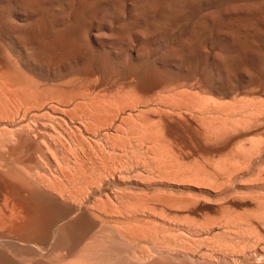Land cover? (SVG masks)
I'll list each match as a JSON object with an SVG mask.
<instances>
[{
	"label": "bare ground",
	"instance_id": "obj_1",
	"mask_svg": "<svg viewBox=\"0 0 264 264\" xmlns=\"http://www.w3.org/2000/svg\"><path fill=\"white\" fill-rule=\"evenodd\" d=\"M100 1L101 0H0V264H219L224 260L227 261L228 255L232 256L231 258L233 259L231 260L236 263L246 254L245 252L247 249L245 250V247L237 249L235 245L233 247L230 243H228L229 245H225L224 243L223 246H215L211 244L207 236V238H205L209 243L199 242L201 240L204 241L205 238L201 240L198 239V241L195 242L193 239L199 237V235L202 234L200 231L203 230L199 231L196 226L193 225L194 219L196 224V217L191 218V220H193L190 221L189 219L182 218L183 215L187 216V214L179 216V214L175 213H173L174 215L169 214L170 211L167 212L168 214H163L160 213L161 211H158V206H165L169 209L168 206L174 205L172 207L176 212L179 208H183L182 210L187 211L189 213L188 215L191 214L188 216L190 218L192 215H199V206L204 207L208 210L207 212L217 215L222 205L218 208L219 206L202 204L199 202V199H197L199 201H196V198H191L196 202L193 200L191 201L190 197H188V199H182L183 196H180L181 199L179 198V200H177V198L170 200V197L165 198L169 196L167 194L165 197L163 196V198H165L164 202H162V200L160 201L159 198L162 194L157 195V197H155L157 199H151L145 195L133 196L131 198L127 197L129 199L126 198L125 201L122 199L124 197H120L118 199L116 198L118 206H115L116 204L113 201H109L110 199H106L108 201L104 199L103 201L101 200L103 198L100 196L99 198H96V196L91 197L88 193V196L75 195L76 197H71L73 201L70 203L68 201L69 199L64 201V199L61 200L62 198L59 199L60 197L56 198V196L47 193L48 191L45 192L43 188L44 183L42 184L40 181L41 185L38 182L41 177L37 180L38 177H35L34 174L33 178L32 175L35 171L32 167L33 173L29 171V173H27L28 177L26 176L27 178H25V173L28 171L27 166L29 167L30 162L27 166L23 165L27 170L26 172H24L25 169L23 172L19 169L22 174H25L22 175L19 171L23 180L19 182L15 180L12 181L13 178L8 179L6 177L10 170H7L8 167L6 168L8 172L5 170V167L10 164H7V162L9 160L13 162V159L16 162L17 158L19 160L20 156H17L18 152H22L23 154L27 152L29 156L34 150V152H37L36 150H38V152L39 150L44 152L47 150V152L51 151L52 153H49L53 156L55 148L58 147L59 151V146L63 147H61V149L70 147L69 144L67 146L63 138L67 136L72 139V146L75 150L78 152L80 151L79 153L83 156L81 160H78L79 153H77L76 157L78 161L77 164L81 171L86 168V172L88 173L87 167L89 169L90 164L92 167L95 165V168H99L98 166L96 167V165H99L100 162L103 163L105 169L112 167L116 169V167H120L119 171H121L122 168L126 170H141L145 173L147 172L153 179L156 176V179H154L155 181L159 177L165 178L164 180H166V178L167 180H174V182L178 180L177 182L181 181L185 183L186 186L189 182L190 184L192 183V185L193 183L198 184L199 188H201V185L207 186L206 188L211 187L212 192L216 196H224L223 200L227 199L225 195H229V192L233 194L235 191L239 190L238 184L243 182V179L254 176L253 173H256L255 170L258 165L261 164L259 169L262 168V164L264 165V73L263 75H259L258 79L256 78L254 86L251 85L253 87H248L249 85L246 83L248 88H245L240 82V76L243 71L242 69L240 70V67L243 65L246 69L247 66H244L246 60L249 62L252 55L256 54L255 57H259L258 53L264 52V0H228L227 2L225 1L226 3L223 1L225 5L220 3V0H148L147 4L139 2V0H134V2H136L134 9H137V4L141 5V7L138 6L137 11L135 10L136 14H138L137 16L141 17L139 15L144 14L142 15L144 19L142 17V19L140 18L143 20L140 27L144 24L145 26L143 27H146V33H152L157 37H152L151 34H145L142 37L140 33L145 30L142 32L140 31L138 34V30L141 29L137 28L140 24L138 23L135 30L137 29L136 33L142 38L138 37L139 39H131V37H129V39H131L130 42L151 47L157 46L158 48L162 46L163 49L167 48V50L169 48L168 51L166 50L168 52V56L166 57L169 59L167 58L166 60L174 64L173 66L178 69V72L180 71V75H172V73L170 75L164 74L167 73V70L165 71V69H167L165 68L166 66L163 65L160 68L155 67L151 58L152 65L148 62L150 64L148 66L136 67L132 69L129 74L127 73L129 77L126 76V78H124L120 75L123 78L122 82L119 80L118 83L116 81V83L112 82V84H107L104 83V81L106 82L104 78L100 80L96 75L98 71H100L99 66L95 67L96 65L94 66L92 63L91 67L86 64V66L89 67L86 71L87 75L86 72L84 74L87 78H84V82L80 84L81 86L78 85L80 90H78L76 98L73 97L72 100L68 101L66 100L69 99L68 96V98L64 99L65 93L63 92L65 89H63L64 87L60 88V86L65 84L64 86L67 87L68 84H66L67 82L64 83L61 78L59 79L63 84H61L62 82H59L61 85L57 83L53 84L56 89L52 87L54 91L53 89L50 90V88L47 90L48 92L49 90L51 92L53 91L52 93L50 92L51 98L46 96V89L51 86L48 85L46 89H44L43 86L47 85L45 81H57L56 79L59 77V71L53 72V68L60 70L71 53L67 51V46L71 39L68 41L66 38L68 35L66 34H71L72 32V29H69L70 26L67 27L71 32L66 33V29L62 26L56 27L54 26L55 24L53 25L54 19H52L51 15L54 17L56 14L54 12H50L51 14L49 13L50 7L53 5L56 7L57 11L59 10L61 12L65 7L74 8L76 6L74 11H77L76 8L78 7L77 5H79L81 9L87 10L92 5L96 3L99 4ZM129 1L127 0V2ZM120 2L122 3V1ZM131 2L133 3V1ZM209 2L211 4L219 2V4L222 5V7L220 5L221 8L218 6L217 9L215 7V9L212 10L211 17L213 20L211 22H205L204 20L207 19V17H204L205 19L200 18L199 20H194V16L197 14L193 16L192 11L198 8L202 9L200 7L206 3L210 5ZM9 3L12 5L11 7L16 8V10L6 12L5 7ZM114 3V5H117L116 2ZM125 5L127 4L125 3ZM120 6L121 4H119V6L117 5V8L121 9L122 7ZM113 7L112 9H114ZM128 8H130V6ZM106 10L108 11V9ZM121 12L126 14L125 11ZM84 13L85 12L82 13L83 17H81V15L78 16L79 13L77 14L78 17H81V22L83 20L82 18H84ZM128 14L129 13H127V15ZM200 14L201 13H199V16H205L204 14L206 13L203 14L202 12V14ZM131 15L132 13L128 16ZM190 15L193 17L192 23L187 22V24H185V22L183 24L181 23L182 25L177 23V21L184 19L186 16L189 18ZM73 16L71 17L73 18ZM126 16L124 17L126 18ZM56 18L54 20L55 23L57 21ZM74 19H76V16ZM79 19L80 18H78V20ZM224 19L230 24L227 28L225 37L213 38L210 35V37L206 36V32L210 27L213 28L212 26L217 23L216 21ZM78 20L76 21L78 22ZM126 20L128 21L129 19ZM13 21H15L17 26L9 30L7 26ZM59 21L60 24H64L65 18L60 17ZM87 21H89V19ZM130 21L132 20L130 19ZM184 21L186 20H182V22ZM138 22H140V20ZM176 23L179 27H188L189 33L178 38L170 35L163 36V34L166 32L168 33V30L170 31L171 28L172 30L170 32H179V30H176L178 29L175 27ZM221 23H219V25ZM173 27L176 29L173 30ZM135 30L133 31L135 32ZM212 31L213 29L209 30V32ZM182 32L181 30V34L183 35L184 33ZM83 33L87 34V32L84 31ZM71 36L72 35H69L70 38ZM85 36L83 35V37ZM86 37L85 39L87 40L88 38ZM121 39L124 40L123 37H121ZM114 41H117V39ZM69 44L71 45V43ZM83 44L85 45L86 43H81L82 47ZM75 45L77 46V44ZM133 47H135V45ZM144 47L145 46L141 47V49H144ZM68 48L71 49V47ZM85 48L87 50V44ZM143 49L140 51H143ZM149 49L153 51L156 48L149 47ZM75 51L77 52V50L74 49V53ZM109 51L110 50H108V52ZM137 51L139 50H136V52ZM101 53L102 52H100L99 55ZM210 54L214 55V61H211L212 63L210 66L208 65L209 68H207L208 70L206 69L205 72L207 74H200L193 70L189 71L191 68L187 70V63L192 64L194 60H199ZM106 55L108 54L106 53ZM106 55L102 57V62L103 59L106 58ZM95 56H93V58ZM121 56V52H114L113 54V58L118 62ZM154 56L151 55V57ZM147 57L149 58V56ZM69 58H71V56ZM127 59L124 61H129ZM117 61L115 62L116 64H118ZM162 61H164V59ZM101 63L100 61L98 62V64ZM257 64L259 65L260 63L257 62ZM253 65L256 68V65ZM103 66L105 67L104 64L102 67ZM104 67L101 70L102 73H106L103 72L105 71ZM107 67L105 68L107 69ZM191 67L194 69L197 65ZM260 67H262V65ZM258 68L257 66L253 71L256 73L261 72L264 65L261 69L259 68L260 70ZM120 71L123 72L122 69H120ZM74 72L75 71H73V73ZM82 72L84 73V70ZM249 72L247 71L248 75L250 74ZM107 74L109 75V73ZM110 74L111 76L107 75V80L113 76L112 70ZM52 75H54L53 80L50 78ZM94 75H96V78L90 79V77ZM99 76L101 77V75ZM120 76L119 78H121ZM114 79H116V76ZM114 79L112 80L114 81ZM70 83L71 82H69V84ZM43 89L46 91L44 93L46 98H44L50 99H43ZM62 89L63 92L60 91ZM55 90H57V92ZM67 90H65V92ZM54 92L57 94L56 97H53V95H55ZM59 92L63 94V98L60 97L61 95L58 94ZM43 111L45 112L43 113ZM56 116L61 117L59 118L60 120L56 119L58 118ZM62 118H69L68 120H70L72 124H75V128H72L74 130H69L71 131L70 133L68 131H62V128L68 125L66 120ZM110 130H114L115 134L112 135L113 132H111L112 134L108 137L107 132ZM103 133L107 134V138L105 139L104 146L102 144L103 147H99L96 140H98V137ZM83 136V139L89 137L92 142L90 140L80 141ZM173 143L176 145H173ZM177 145L182 146H179L178 148H181L178 149L176 148ZM190 147L192 148L187 150ZM97 148H99V150ZM91 151L95 152V158L92 157V154H89ZM15 154L17 155L14 156ZM39 155L36 156L38 157ZM46 155L48 156V154ZM66 155L64 154V157ZM209 155H212L211 157L216 158V160L210 162L211 160L206 158ZM34 156L35 154L31 157L35 158ZM57 156H59V154ZM22 158L25 159L23 156ZM46 158L44 159L46 160ZM48 158H50L51 161V157ZM52 159L56 158L54 157ZM63 162L66 161L64 160ZM68 162L66 164H68ZM12 166L14 167V163ZM46 167L45 165L44 169ZM1 168L5 170L4 173H2ZM10 168L12 170L11 166ZM66 168L68 169V167ZM263 168L261 169L262 172L257 171L258 173L256 177L254 176L255 178H253V180H264ZM66 170L64 172H66ZM80 170H78V172L75 171L78 173V176ZM16 171L14 173H9H13L12 175L16 173V176L18 175L19 178V172L18 170ZM92 171H96V169ZM70 172L68 174L71 176ZM30 173H32V175ZM46 173L47 172H45V174ZM109 173L111 172L109 171ZM4 174L6 178H3ZM81 174L82 177H87L85 186L86 184L89 185L88 183L92 182V177H90L91 174H88L89 176L87 174L86 176L85 172H81ZM40 175L42 176V174ZM81 176H79V178ZM55 177L59 179L58 176ZM42 178L44 179V176ZM66 178L69 179V177ZM84 178H81L83 179L82 181H84ZM159 178L158 180H160ZM153 179L151 180L148 178V183L151 181L154 183L155 181ZM162 180L163 179L160 181ZM49 181L45 183L48 185ZM75 181L73 183H75ZM51 182V188L46 186V190L50 188L52 191V188H55L57 191L56 187H59V191L61 190L60 186L64 187L62 182L58 186L55 185L54 182ZM148 183L147 186H150L151 183ZM76 184L77 182L73 185ZM76 186H74L75 189H77ZM198 186L196 185V187ZM66 187L70 188L68 185ZM79 189H77L78 192ZM67 190L69 191V189ZM232 191L234 192L232 193ZM61 193L58 195L60 196ZM259 196L264 197L261 195ZM259 196L255 198L259 200ZM221 197L219 200H222ZM167 199L174 203L172 202L173 204L169 203L168 205ZM165 201L167 206L165 205ZM233 202L235 203L234 199ZM176 203L181 204L180 207H177ZM262 204L260 203L259 207L263 210L258 214H255L261 210L258 204H255L256 207H254L256 209L258 207L259 210L255 212V209V211H253V213L255 212L254 214L251 212H235L230 209V206L233 205L230 204L229 208L226 207L224 211L220 210L222 212V220L220 221H223V226L226 224L227 228L229 225L230 228L231 226H249L252 230L251 228L246 229V232L243 230V232L248 233L247 235L244 234L243 238H254L255 242L264 240V227L262 225L264 222V203ZM237 205L243 206L242 203H238ZM176 207L177 209H175ZM161 208L163 209V207ZM222 208H224V206H222ZM171 209L172 208H170V210ZM250 211H252V209ZM184 219L185 221L183 222L185 223L182 224V220ZM110 223L112 224L110 228L99 230V228L107 226ZM199 224L201 223L199 222ZM240 229L239 231L241 232ZM178 230L179 232H177ZM204 230L206 231V229ZM240 238L242 237L240 236ZM258 250H254V252L256 251L255 254ZM52 253L53 256L54 253L58 255L53 257L51 255ZM257 255L261 257L260 255L263 256L264 253H258Z\"/></svg>",
	"mask_w": 264,
	"mask_h": 264
},
{
	"label": "rangeland",
	"instance_id": "obj_2",
	"mask_svg": "<svg viewBox=\"0 0 264 264\" xmlns=\"http://www.w3.org/2000/svg\"><path fill=\"white\" fill-rule=\"evenodd\" d=\"M102 1V2H101ZM100 2H99V4L98 3H96V4H94V5H92L89 9H87V10H83V9H81V7L79 6V5H77L78 7L77 8H79V9H77L76 8V10L78 11H74V9H75V7L74 8H69V7H65V9L63 10V11H57V9H56V7H54L53 5L50 7V11H49V13L51 12V13H55L56 14V16L54 15V17H53V15H51V17H52V19H54L55 20V18H56V23H55V21L53 20V25L54 26H62L63 28H65L66 29V33H70L71 32V30L69 31V29H72V32H71V34H66V35H68V37H69V35H72L71 36V38L69 37V39H68V37L66 36V38H67V40L69 41L70 39V41H69V43H71V45L68 43V46H67V51L69 52H71L72 53V55H71V53H70V55H69V57L71 56V58H67V60L65 61V63H64V65H62L61 66V68H60V70H58V69H56V68H53V72H57V71H59L58 72V74H59V77H58V79H56L57 81L56 82H54V81H45L46 83H47V85H45V86H43V88L44 89H46V87L49 85V86H51V87H47V89H46V91L48 90V88H50V90H52L53 88H55L54 86H53V84H55V83H57V84H60L62 81L64 82V83H66V84H68V86L66 87V86H64V85H62V86H60V88L61 87H64L63 89H65V90H67L66 92H65V90H64V92H63V89L62 90H60L61 92H63V93H65L64 94V99H66V98H68V96H69V99H66V100H72L73 99V97L74 98H76V95L78 94V90H80L79 89V87H78V85H80V84H82V82H84L83 80H84V78H87L86 77V75H87V68H89L88 66H90L91 67V65H92V63H93V65L95 66V67H97V66H99V68H100V71H98V73L96 74L97 76H98V78L101 80L102 78H104V80H106V82L104 81V83H107V84H112V82L114 83H116V81H117V83L119 82V80H120V82H122L123 81V78L122 77H124V78H126V76L127 77H129V72L132 70V69H134V68H138V67H143V66H148V65H152V63H153V65L155 66V67H157V68H160L161 66H166L165 68H167V69H165V71L167 70V73H164V74H171L172 73V75L174 74V75H176V74H178V75H180V71L178 72V69L177 68H175V66H173L174 64L173 63H170L169 62V60H166L168 57H166V56H168V50H169V48H168V50H167V48H164L163 49V47L162 46H160V48H158L157 46H152L155 50H153L152 51V49H149V47L150 48H152L151 46H146V45H143V44H140V45H138V44H133L132 42H130V40L131 39H135V38H137V39H139L141 36L143 37L145 34H151V36L152 37H157L156 35H154V34H152V33H146V27L144 28L143 26H145L144 24H142L143 26V28L142 27H140L141 26V22L143 23V20H141L143 17H142V15H144V14H141V15H139V16H141V17H138L137 15L138 14H136V11H137V9H138V6H140L141 7V5L140 4H137V6H136V8L137 9H134V5L136 4V2H134V0H128L129 2H127V0H112V1H107V0H101ZM107 1V2H106ZM120 1H122V3L119 2ZM125 1V2H124ZM131 1H133V3L131 2ZM138 1V0H137ZM147 1L148 0H146V1H144V0H139V2H144L145 4H147ZM226 1H228V0H220L219 2L220 3H223L224 5H225V3L224 2ZM111 2V3H110ZM114 2H116V4L119 6V4H121V6L120 7H122L121 9H119V8H117V5H114L115 3ZM219 2L217 3V2H215V3H210L209 2V4L210 5H208L207 3L206 4H204L205 5V7H204V5H202L200 8H202V9H195V10H193L194 12L196 11H198L197 13L195 12H193L192 11V13H193V16H194V14L197 16H194V20L196 19V20H199L200 18H202V19H205L204 17H207V19H205L204 21L205 22H211L213 19H212V17H211V12H212V10H214L215 9V7H216V9L218 8V6H219V8H221L222 7V5L221 4H219ZM105 3H106V5H105ZM109 3V4H108ZM119 3V4H118ZM125 3L127 4V5H125ZM144 3H141L142 5H145ZM104 4V5H103ZM129 4V5H128ZM131 5H133V6H131ZM208 5V6H207ZM212 5V6H211ZM215 5V6H214ZM220 5H221V7H220ZM223 5V6H224ZM12 5L9 3L6 7H5V10H6V12L8 11V12H10V11H12V10H16V8H14V7H11ZM96 6H97V8H96ZM99 6V7H98ZM105 6V7H104ZM109 6V7H108ZM114 6V7H113ZM124 6H125V9H124ZM130 6V8H128ZM54 7V8H53ZM104 7V8H103ZM111 7V8H110ZM112 7L114 8V9H112ZM209 7V8H208ZM67 8V9H66ZM205 8V9H204ZM208 8V9H207ZM53 9V10H52ZM106 9H108V11L106 10ZM111 9V10H110ZM135 11H133V10ZM205 11H204V10ZM56 10V11H55ZM82 10V11H81ZM92 10V11H91ZM118 10H120V11H118ZM128 10H130V11H128ZM203 10V11H202ZM208 10V11H207ZM68 11V12H67ZM75 12V13H73V12ZM80 11H81V13H80ZM113 11V12H112ZM115 11V12H114ZM121 11H125L126 12V14L125 13H122ZM203 12V14L204 13H206V14H204L205 16H199V13H201L202 14V12ZM63 12V13H62ZM77 12V13H76ZM83 12H85L84 14V18H82L83 20H82V22L80 21L81 20V17H83V15H82V13ZM120 12V13H119ZM50 13V14H51ZM73 13V14H72ZM79 13V14H78ZM127 13H129L128 15H130V13H132V15L131 16H128L127 15ZM66 14V15H65ZM72 14V15H71ZM77 14H78V16H80L81 15V17H78L77 16ZM89 14V15H88ZM122 14V15H121ZM125 14V15H124ZM136 16H135V15ZM200 14V15H201ZM74 15V16H73ZM112 15V16H111ZM120 15H121V17H120ZM128 17H127V16ZM134 15V16H133ZM71 16H73V18L71 17ZM76 16V19H74V17ZM88 16V17H87ZM123 16V17H122ZM124 16H126V18L124 17ZM192 15H190L189 16V18H187L188 16H186V17H184V19H182V20H186V21H184V22H182V20H179V21H177V23L178 24H180V25H182L183 23H185V24H187V22L188 23H192V21H193V17H191ZM60 17H64L65 18V22H64V24H60ZM71 17V18H70ZM129 17H131V18H129ZM137 17V18H136ZM196 17V18H195ZM78 18H80L79 20H78ZM119 18V19H118ZM139 18V19H138ZM141 18V19H140ZM188 20H187V19ZM191 18V19H190ZM89 19V21H87ZM109 19V20H108ZM126 19H129L128 21L126 20ZM130 19L132 20V21H130ZM140 20V22H138V21H136V20ZM144 19V18H143ZM69 20V21H68ZM75 20V21H74ZM76 20H78V22L76 21ZM191 20V21H190ZM208 20V21H207ZM111 21V22H110ZM118 21V22H117ZM200 21H203V20H200ZM128 22V23H127ZM136 22H137V24H136ZM217 23H215V25L214 26H212L213 28H209V30H212L213 29V31L212 32H209V30L206 32V36H211V37H213V38H223V37H225V35H226V31H227V28L229 27V23H228V21H225V19L224 20H221V21H216ZM222 22V23H221ZM225 22V23H224ZM227 22V23H226ZM71 23V24H70ZM77 23V24H76ZM138 23H140L139 25H138ZM175 24V27L176 28H178V29H176L175 27H173V30L174 29H176L177 31L179 30V32H180V35H179V32H174V31H172V32H170L171 30H172V28L170 29V31L168 30V33L166 32L165 34H163V36H175L176 38H178V37H182V36H185L187 33H189V29H188V27H184V26H180L179 27V25L178 24ZM182 23V24H181ZM219 23H221L220 25H219ZM127 24V25H126ZM131 24V25H130ZM12 25V26H11ZM15 25V26H14ZM64 25H65V27H64ZM111 25V26H110ZM119 25V26H118ZM125 25V26H124ZM130 25V26H129ZM136 25H138L139 27H137ZM223 25V26H222ZM17 25H16V23H15V21H13V22H10V24H8V28H9V30H11V29H14L15 27H16ZM70 26V28L68 29V27ZM71 26H73V27H71ZM128 26V27H127ZM178 26V27H177ZM217 26V27H216ZM126 27H127V29H126ZM135 27H137L138 29H140V30H138V34L140 33V31L142 32L143 30H145V31H143L142 33H140V35H138L136 32V30H135ZM184 27V28H183ZM86 28V29H85ZM188 30H187V29ZM183 31L182 33H184L183 35L181 34V30ZM78 30V31H77ZM81 30V31H80ZM86 30V31H85ZM133 30H135V32L133 31ZM175 30V31H176ZM185 30H187V31H185ZM218 30H220V31H218ZM83 31L84 32H87V34H85V33H83ZM126 31V32H125ZM130 31V32H129ZM118 32V33H117ZM116 33V34H115ZM121 33H123V34H121ZM131 33V34H130ZM134 33V34H133ZM170 33V34H169ZM172 33V34H171ZM211 33V34H210ZM212 33H214V34H212ZM125 34H126V37H125ZM137 34V35H136ZM143 34V35H142ZM83 35L86 37V38H88L87 40L85 39V37H83ZM130 35V36H129ZM134 37H133V36ZM89 36V37H88ZM119 36H121V37H123V39L124 40H122L121 39V37H119ZM136 36V37H135ZM209 36V37H210ZM73 37V38H72ZM109 37V38H108ZM115 37V38H114ZM129 37H131V39H129ZM139 37V38H138ZM141 37V38H142ZM120 38V39H119ZM90 39V40H89ZM115 39H117V41H114ZM127 39V40H126ZM84 42H83V41ZM111 42H110V41ZM122 40V41H121ZM82 41V42H81ZM89 41V42H88ZM114 41V42H113ZM124 41V42H123ZM88 42V43H87ZM110 42V43H109ZM120 42H122V43H120ZM126 42V43H125ZM81 43H86L87 44V50H86V44L84 45L83 44V47L85 48H83L82 46H81ZM112 43V44H111ZM113 43H114V45H113ZM115 43H117V44H115ZM130 43H131V45H130ZM75 44H77V46L75 45ZM107 44V45H106ZM98 45V46H97ZM104 46V50H105V52H104V50H103V46ZM110 47H109V46ZM126 45V46H125ZM135 45V47H133ZM76 46V47H75ZM106 46V47H105ZM111 46H112V48H113V50H112V48H111ZM121 46V47H120ZM130 46V47H129ZM143 47V46H145L144 47V49L146 50H144L143 48V51H140V50H142L141 49V47ZM68 47H71V49L70 48H68ZM118 47H119V49H118ZM127 47V48H126ZM131 47H133V48H131ZM148 47V48H147ZM72 48H73V52H72ZM77 48V49H76ZM97 48V49H96ZM108 48H110V49H108ZM124 48V49H123ZM132 50H131V49ZM163 50H162V49ZM74 49L75 50H77V52L75 51V53H74ZM126 49V50H125ZM130 49V50H129ZM158 49H159V52H158ZM79 50V51H78ZM90 50V51H89ZM108 50H110L109 52H108ZM136 50H139V51H137L136 52ZM148 50V51H147ZM161 50V51H160ZM167 50V51H166ZM98 51H100V52H102L101 54L103 55H99V53L100 52H98ZM127 51V52H126ZM146 53H145V52ZM79 52V53H78ZM91 52H92V54H91ZM96 52V53H95ZM114 52H121V59L119 60V62L116 60V59H114L113 58V54H114ZM129 52V53H128ZM144 52V53H143ZM148 52H150V53H148ZM152 52V53H151ZM157 53V54H154V53ZM75 55H74V54ZM84 53V54H83ZM88 53V54H87ZM106 53L108 54V55H106ZM140 53V54H139ZM141 53H142V55H141ZM263 53L264 52H260V53H258L259 54V57L258 56H256L255 57V55H252L251 56V58L249 59L250 61L248 62L247 60L245 61V64H244V66L246 67V69L243 67V65H242V67H240V70L242 69L243 71H242V77L240 76V82H241V85H243V87H245V88H248V87H253L254 86V82H256V78L258 79V76L259 75H263V73H264V68H262L263 67V65H264V55H263ZM77 54V55H76ZM89 54H91V55H89ZM128 54V55H127ZM139 54V55H138ZM146 54H148V55H146ZM84 55V56H83ZM96 55V56H95ZM99 55V56H98ZM104 55H106V58H104L103 59V62L101 61L102 60V57H105ZM110 55V56H109ZM141 55V56H140ZM151 55H156V56H154V57H151ZM160 55V56H159ZM86 56H87V58H86ZM89 56V57H88ZM91 56V57H90ZM93 56H95L94 58H93ZM129 56H131V57H129ZM139 56V57H138ZM147 56H149V58L147 57ZM261 56V57H260ZM85 57V58H84ZM101 59H100V58ZM123 57V58H122ZM127 57H128V59H127ZM141 57V58H140ZM143 57H144V59H143ZM146 57V58H145ZM158 57V58H157ZM256 58V60H255V58ZM80 60H79V59ZM82 58H84V59H82ZM129 60V61H124V60ZM151 58H152V61H151ZM156 58V59H155ZM259 58V59H258ZM98 59V60H97ZM105 59H107V60H105ZM157 60V61H155V60ZM164 59V61H162ZM169 59V58H168ZM214 59V55L213 54H210V55H207V56H204L203 58H200L199 60H194V62H192V64L191 63H187V65H186V67L188 68H186L187 70H189L190 68V70L189 71H191V70H193V71H196V72H199L200 74H202V73H205L206 72V69L207 68H209L208 67V65L210 66V64L212 63L211 61H214L213 60ZM252 59H254V60H252ZM263 59V60H262ZM69 60V61H68ZM74 60H75V62H74ZM79 60V61H78ZM92 60V61H91ZM72 61V62H71ZM79 63H78V62ZM88 61V62H87ZM94 61V62H93ZM97 61V62H96ZM100 61V63L102 62L104 65H105V67H107V64H108V62H109V64L112 66H110L109 64H108V67H107V69L104 67V69H105V71H103V72H106V73H102L101 72V70H102V63L101 64H98V62ZM117 61V63L119 64H116L115 62ZM133 61H134V64H133ZM143 63H141V62ZM166 61V62H165ZM71 62V63H70ZM104 62H106V63H104ZM123 64H122V63ZM150 64H149V63ZM152 62V63H151ZM162 62V63H161ZM169 62V63H168ZM250 63V64H257V62L258 63H260L259 65L257 64L256 65V68H257V66L261 69V72H257V73H259V74H257L256 72H254L253 70L254 69H256L255 68V66L253 65V70H252V65H250V64H247V63ZM254 62V63H253ZM262 62V63H261ZM91 63V64H90ZM95 63V64H94ZM131 63V64H130ZM139 63V64H138ZM146 63V64H145ZM155 63V64H154ZM166 63V64H165ZM209 63V64H208ZM74 64V65H73ZM77 64V65H76ZM86 64L88 65V66H86ZM90 64V65H89ZM120 64H121V67H120ZM142 64V65H141ZM145 64V65H144ZM157 64V65H156ZM159 64V65H158ZM168 64H172V65H168ZM126 65V66H125ZM168 65V66H167ZM197 65V67H195L194 69H192V67L191 66H196ZM207 65V66H206ZM240 65V66H241ZM262 65V67H260ZM64 66H66V67H64ZM69 66V67H68ZM72 66V67H71ZM131 66V67H130ZM189 66V67H188ZM54 67H56V66H54ZM112 69H111V68ZM119 67V68H118ZM168 67H169V69H173V70H169L168 69ZM250 67H251V70H250ZM63 68H65V69H63ZM83 68V69H82ZM175 68V69H174ZM244 68V69H243ZM258 68V69H259ZM67 69V70H66ZM69 69V70H68ZM86 69V70H85ZM103 69V70H104ZM112 70V77H110V78H112V79H114L115 78V76H116V79H114V81L112 80V79H110V81H109V79L107 80V77L110 75L111 76V74H110V72H111V70ZM120 69H122V71L123 72H121L120 71ZM259 69V70H260ZM63 70V71H62ZM77 70V71H76ZM84 70V73L82 72V71ZM175 70V71H174ZM208 70V69H207ZM258 70V71H259ZM66 71V72H65ZM73 71H75L74 73H73ZM169 71H172V72H169ZM247 71L251 74H247ZM255 71H257V70H255ZM63 74H65V75H63ZM85 72H86V75H84L85 74ZM124 72H126V73H124ZM169 72V73H168ZM175 72V73H174ZM241 72V71H240ZM245 72V73H244ZM67 73H68V75H67ZM82 73H83V75H82ZM107 73H109V75L107 74ZM122 73V74H121ZM128 73V74H127ZM254 73V74H253ZM103 74V75H102ZM205 74H207V73H205ZM70 75V76H69ZM74 75V76H73ZM96 75H94V76H91V77H93V78H91L90 77V79H95L96 77ZM99 75H101V77L99 76ZM106 75V76H105ZM108 75V76H107ZM115 75V76H114ZM122 77H121V76ZM58 76V75H57ZM60 76H62V77H60ZM82 76V77H81ZM119 76L121 77V78H119ZM248 76V77H247ZM264 76V75H263ZM54 75H52V77H50L51 78V80H53L54 78ZM244 77H245V80H244ZM254 77V78H253ZM59 78H61V80L59 79ZM247 78V79H246ZM69 79V80H68ZM251 79H253V80H251ZM58 80H60V81H58ZM99 80V81H100ZM244 80V81H243ZM249 82H248V81ZM255 80V81H254ZM77 81H78V83H77ZM250 81H251V83H250ZM60 82V83H59ZM63 82L61 83V84H63ZM69 82H71L70 84H69ZM249 85H247V84ZM60 84V85H61ZM77 84V85H76ZM246 84V85H245ZM76 85V86H75ZM245 85V86H244ZM251 85H253V86H251ZM81 86V85H80ZM248 86V87H247ZM53 87V88H52ZM67 88V89H66ZM75 88V89H74ZM43 89V99H45L46 98V96H48V97H50L51 96V94H50V90H49V95H48V93L45 91ZM56 89V88H55ZM53 91H54V89H53ZM52 91V92H53ZM56 92H57V90H55ZM72 91V92H71ZM46 92V96L44 95V93ZM51 92V93H52ZM54 94L55 95H53V97H56V93L54 92ZM59 95H61L60 97H62V95L63 94H61L60 92L58 93ZM74 95V96H73ZM45 97V98H44ZM59 97V96H58ZM51 98V97H50ZM50 98H47V99H45V100H48V99H50ZM63 98V97H62ZM61 99V98H60ZM63 99V100H64ZM46 111V110H45ZM45 111H43V113L45 112ZM56 117H58V116H56ZM59 118H61V117H58V118H56V119H58V120H60ZM63 120H66V122L68 123V125L67 126H64L63 128H62V131L64 130V131H68L69 133L71 132V131H69V130H74V129H72V128H75L74 127V125L75 124H72L71 122H70V120H68L69 118H62ZM184 120V119H183ZM184 121H187V120H184ZM189 122V121H188ZM190 125V124H189ZM69 126H71V127H69ZM68 127V128H67ZM67 130H66V129ZM111 132H113V134L111 133ZM115 131L114 130H110V131H108L107 132V134H108V137H110L109 135H114L115 133H114ZM104 133H106V132H104ZM103 133V134H104ZM101 134L99 137H98V140H96V142H97V144L99 145V147H101L102 146V144H103V146H104V144H105V139L107 138V134ZM86 137V136H85ZM103 137V138H102ZM105 137V138H104ZM64 139H65V143L67 144V146H68V144H69V148H67V149H61V147L62 146H59V151H58V147L57 148H55V152H53V156H52V154L50 155V153H52L51 151H48L47 152V150H45V152L44 151H40L39 150V152H40V155H39V152H38V150H36L37 152H34L33 151V153H30L29 154V156L27 155L28 153L27 152H25V154H23L22 152L20 153V152H18L17 154H15L14 156H20V158H19V160H18V158H17V160H16V162H15V160L13 159V162H11L12 160H9L8 162H7V164H12L13 165V163H14V167L12 166V165H7L6 167H5V170H6V168H7V170H9V172H15L16 170H18V172L21 170L22 172L24 171V169H25V171L24 172H26L27 170V172L25 173V174H22V172H21V174L22 175H25V178H27L28 176V174L27 173H29V171L30 172H32L33 170H32V168L34 169V171H35V173H33V175H32V173H30L32 176H33V178H34V174H35V177H38V179L37 180H39L40 179V177H41V179L38 181L39 183H40V181L42 182V184H43V188H44V190H45V192H47V193H50L51 195H54V196H56V198L58 197H60L59 199H61V200H63L64 199V201H67L68 199V201L71 203V201H73V200H71V197H76L75 195H77V196H84V195H87L88 193H89V196H91V197H95L96 196V198H99V196L101 197V198H103V199H101V200H103L104 201V199L106 200V199H110L109 201H113L115 204V206H118V203H117V199L118 198H120V197H124V198H122V199H124L125 201H126V198L127 197H129V198H131V197H133V196H148L149 198H151V199H157V198H155V197H157V195H161L162 196V199H161V196L159 197L160 198V201L162 200V202H164V200H165V198H167V197H170L169 199L170 200H173V198L175 199V198H177V200H179V198L181 199V197H182V199H188V197H190V199L191 198H193V199H195L196 198V201H199L200 203H202V204H208V205H215V206H219L218 208H220V206L222 205V206H224V208H222V206H221V208L219 209V214H213V213H210V212H207L208 210H206L204 207H200L199 206V209L200 210H198V212H199V215H197V216H194V215H192L190 218L188 217V216H190V215H188L189 213L187 212V211H185V210H182L183 208H179V210L176 212L175 210H174V208L172 207V206H174V205H170V207L168 206V208L169 209H167L165 206H158V211L160 212V213H163V214H168L167 212H169L170 211V213L169 214H171V215H174L173 213H175V214H179V216H182L183 214H187V216L186 215H183L182 216V218H185V219H189L190 221H192L191 220V218H197V220H196V224H195V219L193 220V225L194 226H196V228L200 231V230H202V231H200L202 234L201 235H199V237H196V238H194L193 240L195 241V242H197L198 241V239L199 240H201V239H204L206 236L209 238V240H210V242H211V244L212 245H215V246H223L224 245V243H225V245H229L228 243H230V245L231 246H233L234 247V245L237 247V249L238 248H240V247H245V250H246V254H248V255H246V254H244V256L242 257V258H240V260L239 261H237L236 263H234V261L233 260H231V259H233V258H231L232 256H230V255H228L227 256V258H228V260L227 261H222L221 263H219V264H264V255L262 256V255H260L261 257H259V255H257L258 253H264V240H261V241H259L258 240V242L256 241L255 242V239L254 238H247V237H245V238H243V235L245 234V235H247L248 233H245L246 232V229H250L251 227H249V226H246V225H241L240 227H232L231 226V228H230V225H229V227L227 228L226 227V224L223 226V221L221 222L220 220H222V218H221V211L220 210H223L224 211V209L226 208V207H228L229 208V206H230V204H233V205H231L230 206V209L231 210H233V211H235V212H238V213H243V212H251V213H253V211H255V204H258V207H259V205H260V203L262 204V203H264V199H262V198H264V197H260L259 195H261V196H264V180L262 181V180H258V181H256V180H253V178H255L256 177V174L258 173L257 171H261V169L264 167V165L262 164V168L261 169H259L260 168V165H258L257 166V168H256V173L254 172L253 174H254V176H249L248 178H246V179H243V180H241V181H243V182H240L239 184H240V186H239V184H238V188H239V190H237V191H232V193L233 194H230L231 192H229V195L227 194V195H225V197L227 198V199H224L223 200V198H224V196L223 197H221V196H216L213 192H212V188L211 187H209V188H206L207 186H205V185H201L200 187L201 188H199V186H198V184H195V183H193V185H192V183L190 184L189 182L187 183V186H186V184L185 183H182L181 181H179V182H177L178 180H176L175 182H174V180H167V178H166V180H164L165 178H159L160 180L161 179H163L162 181H160V180H158V178H157V180L155 181L154 179H156V176H155V178L153 179L152 178V176L151 175H149L147 172L145 173L144 171H141V170H139V171H141V172H139V171H136V170H132V169H130V170H126L125 168V171H124V169L122 168V170L121 171H119L120 170V167L118 168V167H116V169L114 168V167H112V168H107V169H105L104 168V165H103V163H101L100 162V164L99 165H96V167L98 166L99 168H95V165H93V167L96 169V171H92V170H95L93 167H92V165L90 164V166H89V169H88V167H87V170H88V173L86 172V168H84L85 170H83V171H81L80 170V167L78 166V164H77V159L78 160H81V157H83L82 156V154L81 153H79L77 150H75V148L72 146V144H73V142H72V139H70L68 136L67 137H63ZM79 138H81V137H79ZM84 138V136L81 138L82 140H80V141H87V140H90L91 141V139L89 138V137H86L85 139H83ZM69 140V141H68ZM69 142V143H68ZM92 142V141H91ZM104 142V143H103ZM100 143H101V145H100ZM173 145H176V144H174L173 143ZM102 146V147H103ZM179 146H182V145H177V147L176 148H178ZM192 147H193V145H192ZM192 147H190V148H188L187 150H189V149H191ZM63 148V147H62ZM181 148V147H180ZM180 148H178V149H180ZM57 149V150H56ZM72 149V150H71ZM98 150H99V148H97ZM66 150V151H65ZM94 150V149H93ZM53 151V150H52ZM57 151V152H56ZM69 151V152H68ZM70 151H72V152H70ZM77 151V152H76ZM50 152V153H49ZM61 152H63L66 156L64 157V154L63 153H61ZM66 152H68V153H66ZM75 152V153H74ZM48 154V156L46 155V154ZM55 153H58L59 154V156H57L58 154H55ZM77 153H79L78 155H79V157H80V159H79V157L76 159V157H77ZM95 152H90L89 154H92V155H90V156H92L93 158H95L96 156H94L95 154H94ZM25 158V159H23L22 158V156ZM35 154V158H32L31 156L32 155H34ZM42 154V155H41ZM54 154H55V156H54ZM63 154V155H62ZM76 156H75V155ZM81 154V155H80ZM25 155H27V156H25ZM36 155H39L38 157L36 156ZM214 155V154H213ZM57 156V157H56ZM62 156V157H61ZM71 158H70V157ZM212 156V155H211ZM210 155L209 156H207L206 158H209L211 161L210 162H212V161H214V160H216V158H214V157H211ZM31 157V158H30ZM37 157V158H36ZM40 157V158H39ZM43 157V158H42ZM47 157V158H46ZM48 157H51V161H50V158H48ZM56 158V159H52V158ZM92 157H90V158H92ZM29 158V159H28ZM39 158V159H38ZM44 158H46V160L44 159ZM59 158V159H58ZM64 158H66V159H64ZM69 158H70V160H69ZM92 158V159H93ZM27 159V160H26ZM36 159V160H35ZM38 159V160H37ZM27 162H26V161ZM34 160V161H33ZM57 160V161H56ZM66 161V162H63V161ZM71 160H72V162H71ZM100 160V159H99ZM69 161V162H68ZM101 161V160H100ZM30 162V163H29ZM36 162V163H35ZM43 162V163H42ZM50 162V163H49ZM60 162V163H59ZM68 162V164H66ZM21 163H22V165H21ZM23 163H26V164H23ZM28 163H29V167L27 166L28 165ZM35 165H34V164ZM70 163V164H69ZM37 164V165H36ZM42 164V165H41ZM44 164V165H43ZM53 164V165H52ZM63 164V165H62ZM77 164V165H76ZM23 165H25V166H27V170H26V168H24L25 166H23ZM32 165V166H31ZM42 167H41V166ZM45 165L47 166L45 169H46V171H45V169H44V167H45ZM59 165V166H58ZM101 165V166H100ZM103 165V166H102ZM10 166L12 167V170H11V168H10ZM44 166V167H43ZM51 166V167H50ZM57 166V167H56ZM3 167V168H4ZM32 167V168H31ZM59 167H61V168H59ZM62 167H64V168H62ZM66 167H68V169L66 168ZM76 167H77V169L78 170H80L79 172H80V174H81V172H85V175L87 174H91L90 175V177H92L91 179H92V182H89V181H91V180H89L88 182V184L90 185H87L86 184V186H85V183H87V175L85 176L86 178H84V177H82L83 175L82 174H84V173H82L81 175L79 174V176H81L80 178H79V176L77 175L78 173V170L76 169ZM91 167V168H90ZM16 168H18V169H16ZM59 168V169H58ZM72 168V169H71ZM20 169V170H19ZM39 169V170H38ZM57 169V170H56ZM66 170V172H64L65 170ZM76 169V170H75ZM92 169V170H91ZM98 169H102V170H98ZM110 169V170H109ZM115 169V170H114ZM118 169V170H117ZM264 169V168H263ZM1 170H2V173H4V169H2L1 168ZM6 170V171H7ZM51 170V171H50ZM77 171V172H75V171ZM90 170V171H89ZM104 170V171H103ZM112 170V171H111ZM74 174V176L76 177V179H75V177L73 176V174L71 173V172ZM74 171V172H73ZM103 171V172H102ZM109 171L111 172V173H109ZM113 171H115V172H113ZM129 171V172H128ZM8 172V171H7ZM6 172V173H7ZM8 172V174H7V176L4 174V176H3V178H10V179H12V181H21V180H23V177L22 176H20V172H19V178H18V175L16 176V173L14 174V175H12L11 173H9ZM17 172V171H16ZM36 172H37V174H36ZM43 172H44V174H45V172H47L45 175L43 174ZM49 172H51V173H49ZM70 172V174H71V176L68 174ZM92 172H93V174H92ZM95 172H96V174H95ZM101 172V173H100ZM144 172V173H143ZM262 172V171H261ZM66 173V174H65ZM76 173V174H75ZM108 173V174H107ZM114 173V174H113ZM136 173V174H135ZM139 173V174H138ZM10 174H11V177H10ZM40 174H42V176L40 175ZM53 174V175H52ZM68 174V175H67ZM102 174V175H101ZM107 174V175H106ZM112 174V175H111ZM128 174V175H127ZM37 175H39V176H37ZM66 175V176H65ZM88 175V176H89ZM100 175V176H99ZM114 175V176H113ZM6 176V177H5ZM9 176V177H8ZM13 176H15L16 177V179H15V177H13ZM27 176V177H26ZM44 176V179L42 178ZM51 176V177H50ZM54 176V177H53ZM55 176H58L59 177V179L57 178V177H55ZM121 176V177H120ZM137 176V177H136ZM150 176V177H149ZM48 177V178H47ZM49 177H50V181H49ZM66 177H69V179H71V180H76L75 181V183L77 182V184L76 185H78V186H76V185H73V184H75V183H73L74 181H71V180H69V179H67ZM99 177H101V178H99ZM106 177V178H105ZM118 177V178H117ZM154 177V176H153ZM18 178V179H17ZM22 178V179H21ZM66 178V179H65ZM74 178V179H73ZM78 178H79V180H78ZM81 178H84V181H86V182H84V181H82L83 179H81ZM148 178H150L151 180L153 179L155 182L153 183L151 180V182H149L148 183ZM252 178V179H251ZM20 179V180H19ZM43 179V180H42ZM45 179H46V181H45ZM81 179V180H80ZM86 179V180H85ZM250 179H251V181H250ZM24 180H26V179H24ZM49 181V184L47 185L45 182H47L48 183V181ZM55 180V181H54ZM66 182H65V181ZM69 180V181H68ZM45 181V182H44ZM54 182V184L55 185H60V183L62 182V185H64V187H62V186H60L61 187V190H59L58 191V189H60L59 187H56L57 188V191L59 192V193H61L62 191V193H63V195H62V193L60 194V196L58 195L59 193L56 191V189L55 188H52V191H51V185H50V182ZM165 181V182H164ZM168 181V182H167ZM51 182V183H52ZM59 182V183H58ZM64 182V183H63ZM68 182V183H67ZM96 182V183H95ZM162 182V183H161ZM259 182V183H258ZM57 183V184H56ZM91 183V184H90ZM99 183V184H98ZM147 183L148 184H150V186H147ZM179 183H182V184H179ZM250 183V184H249ZM254 183V184H253ZM256 183V184H255ZM41 184V183H40ZM41 184V185H42ZM53 184V185H54ZM68 185V187H70V188H67L66 186ZM72 184V185H71ZM81 184H84V185H81ZM96 184H98V185H96ZM154 184V185H153ZM156 184V185H155ZM183 184H185V185H183ZM190 184V185H189ZM252 184V185H251ZM50 185V186H49ZM66 185V186H65ZM72 187H71V186ZM93 185V186H92ZM196 185L198 186V187H196ZM46 186L47 187H50V188H48V190H46L47 188H46ZM74 186H76L77 187V189H79V192H78V190L77 189H75V187ZM156 186V187H155ZM248 186H250V187H248ZM254 186V187H253ZM97 187V188H96ZM145 187V188H144ZM85 190H84V189ZM91 188V189H90ZM250 188V189H249ZM53 189H55V190H53ZM67 189H69V191L67 190ZM83 189V190H82ZM94 189V190H93ZM117 189H119V190H117ZM173 189V190H172ZM252 189V190H251ZM67 190V191H66ZM72 190H74V191H72ZM89 192H88V191ZM244 190V191H243ZM257 190H259V191H257ZM84 191V192H83ZM120 191V192H119ZM170 191V192H169ZM243 191V192H242ZM252 191V192H251ZM73 194H72V193ZM169 192V193H168ZM245 192V193H244ZM66 195H65V194ZM70 193V194H69ZM90 193H93V194H90ZM120 193V194H119ZM146 193V194H145ZM256 193V194H255ZM69 194V195H68ZM120 196H119V195ZM155 194H156V196H155ZM169 195V196H166L165 197V195ZM171 194V195H170ZM198 196H197V195ZM74 195V196H73ZM93 195V196H92ZM122 195V196H121ZM195 195H196V197H195ZM88 196V195H87ZM107 196H108V198H107ZM163 196L165 197V198H163ZM181 196V197H180ZM192 196V197H191ZM203 196V197H202ZM208 196V197H207ZM216 196V197H215ZM227 196H229V197H227ZM247 196V197H246ZM258 196H259V200L257 199L258 198ZM110 197V198H109ZM205 197V198H204ZM221 197V199L222 200H219V198ZM245 197V198H244ZM255 197H257V198H255ZM65 198H67V199H65ZM117 198V199H116ZM129 198H127V199H129ZM158 198V199H159ZM236 198V199H235ZM243 198V199H242ZM247 198V199H246ZM254 198V199H253ZM193 199H191V201L193 200ZM197 199H199V200H197ZM216 199V200H215ZM233 199H234V201H235V203L233 202ZM251 199V200H250ZM108 200H106V201H108ZM168 201V199H167V203H168V205H169V203H171V204H173L174 202L173 201ZM177 200H176V202H177ZM242 200V201H241ZM194 202H196L195 200H193ZM238 201V202H237ZM246 201V202H245ZM254 201H255V203H254ZM261 201V202H260ZM263 201V202H262ZM173 202V203H172ZM179 202V201H178ZM229 202H230V204H229ZM244 202V203H243ZM257 202V203H256ZM260 202V203H259ZM166 203V201H165V205L167 204ZM180 203V202H179ZM179 203H176V206L178 207H180V205L181 204H179ZM218 203V204H217ZM238 203H242L243 204V206H238L237 204ZM249 203V204H248ZM251 203V204H250ZM248 204V205H247ZM235 205V206H234ZM263 205V204H262ZM167 206V205H166ZM246 206V207H245ZM252 206H253V208H252ZM255 206V207H254ZM161 207H163V209L161 208ZM177 207L175 208V209H177ZM234 207V208H233ZM245 207V208H244ZM257 207V209H256V211L255 212H257L258 210H259V208L261 209V207H259L258 208ZM170 208H172L171 210H170ZM198 209V208H197ZM252 209V211H250ZM167 210V211H166ZM182 210V211H181ZM248 210V211H247ZM263 209H261V210H259L257 213H255V214H258V213H261V211H262ZM157 211V212H158ZM182 213V214H181ZM206 213H208L209 214V216H208V214H206ZM253 213V214H254ZM201 214V215H200ZM178 216V215H177ZM181 218V217H180ZM221 218V219H220ZM185 219L184 220H182V222L183 221H185ZM181 220V219H180ZM198 222V223H197ZM199 222L201 223V224H199ZM185 222H183L182 224H184ZM264 223V222H263ZM262 223V225H263V227H264V224ZM180 224H181V222H180ZM181 224V225H182ZM222 224V225H221ZM110 225V226H109ZM201 225V226H200ZM217 225V226H216ZM108 226V227H107ZM107 226H103V227H101V228H99V230H101V229H103V228H110L111 226H112V224L110 223V224H108ZM200 226V227H199ZM228 226V225H227ZM243 226V227H242ZM249 227V228H248ZM209 228V229H208ZM237 228V229H236ZM240 228H242V229H240ZM204 229H206V231L204 230ZM239 229L241 230V232L239 231ZM209 230V231H208ZM243 230H245V232H243ZM251 230H252V228H251ZM208 231V232H207ZM231 232V234H230V232ZM236 231V232H235ZM177 232H179V230L177 231ZM207 232V233H206ZM249 232V231H248ZM252 232V231H251ZM210 234V235H209ZM235 234V235H234ZM239 234H241V235H239ZM222 235V236H221ZM232 235H234V236H232ZM221 238H220V237ZM226 236V237H225ZM230 236V237H229ZM233 238H232V237ZM240 236L242 237V238H240ZM206 237V238H207ZM206 238H205V240L203 241V240H201V241H199V242H204V243H209V241H207L206 240ZM220 238V239H219ZM226 239H228V240H226ZM251 239V240H250ZM217 240H219V241H217ZM206 241V242H205ZM242 241V242H241ZM213 242V243H212ZM237 242V243H236ZM227 243V244H226ZM232 243V244H231ZM220 244H222V245H220ZM245 245V246H244ZM247 245V246H246ZM253 246V247H252ZM235 247V248H236ZM249 249H248V248ZM253 249V250H252ZM258 250V252L255 254V252H254V250ZM261 251V252H260ZM252 252H254V253H252ZM52 256H53V253L51 254ZM56 255H58L57 253H56ZM55 255V253H54V256L53 257H55L56 256ZM230 257V258H229ZM255 257H257V258H255ZM263 257V258H262ZM231 262H233V263H231Z\"/></svg>",
	"mask_w": 264,
	"mask_h": 264
}]
</instances>
